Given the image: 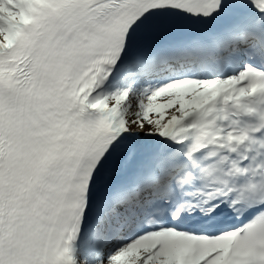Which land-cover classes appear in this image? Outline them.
I'll return each mask as SVG.
<instances>
[{"label": "snow or ice", "instance_id": "snow-or-ice-1", "mask_svg": "<svg viewBox=\"0 0 264 264\" xmlns=\"http://www.w3.org/2000/svg\"><path fill=\"white\" fill-rule=\"evenodd\" d=\"M0 264H264V0H0Z\"/></svg>", "mask_w": 264, "mask_h": 264}]
</instances>
